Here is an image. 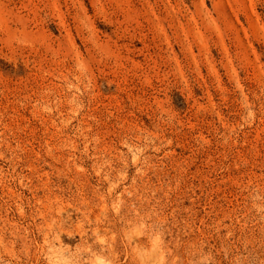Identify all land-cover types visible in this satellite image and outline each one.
<instances>
[{
  "label": "rangeland",
  "instance_id": "374dc122",
  "mask_svg": "<svg viewBox=\"0 0 264 264\" xmlns=\"http://www.w3.org/2000/svg\"><path fill=\"white\" fill-rule=\"evenodd\" d=\"M0 264H264V0H0Z\"/></svg>",
  "mask_w": 264,
  "mask_h": 264
}]
</instances>
